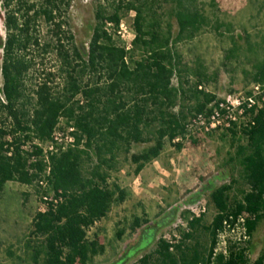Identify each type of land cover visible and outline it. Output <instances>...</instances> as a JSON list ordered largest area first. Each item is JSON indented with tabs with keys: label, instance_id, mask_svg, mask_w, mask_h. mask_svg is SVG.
Returning a JSON list of instances; mask_svg holds the SVG:
<instances>
[{
	"label": "trees",
	"instance_id": "1",
	"mask_svg": "<svg viewBox=\"0 0 264 264\" xmlns=\"http://www.w3.org/2000/svg\"><path fill=\"white\" fill-rule=\"evenodd\" d=\"M164 1L170 4L168 17L176 22V34L169 22L162 27L156 12L147 11V1L119 0L111 12L97 5L87 48H78L65 30L68 1L0 0L5 28L0 42V197L7 183L30 186L44 181L41 198L56 201L32 218L23 244L32 264H91L103 254L97 235L88 233L113 205L127 198L126 191L109 182L117 156L127 154L132 144L153 143L129 158L138 175L159 158L165 141L180 151L182 144L175 140L184 138L188 121L208 112L215 101L213 94L198 90L205 79L204 68L198 65L192 72L198 78L190 91L193 106L187 116L173 112L188 92L180 84L172 85L179 60L175 46L193 40L208 25V18L197 0ZM129 12L134 13V40L126 49L116 32ZM40 23L50 29L46 41ZM222 29L232 32L230 24H215L216 34L223 35ZM229 39L224 60L244 52L254 54V48L260 47L248 36L245 47L233 36ZM36 53L55 55L60 91L52 86L55 74L43 70L37 82L28 84V77L36 72ZM86 75L90 80L83 83ZM250 76L252 83L264 84V59L254 60ZM61 123L73 129V146L44 154L43 146L54 141ZM222 131V139L229 137L235 150L228 161L238 166L245 189L231 197L234 181L225 184L220 174L181 205L153 219L134 216L129 229L135 238L110 264H264V240L251 259L255 233L264 221V108L251 115L245 127ZM90 156L95 164L85 173L84 159L91 160ZM204 192L209 193L208 208L214 210L209 223L204 213L193 217L187 210ZM178 221L182 225L177 226ZM174 226L169 239L160 236ZM240 228L243 236L237 235ZM123 233L118 230L116 239ZM220 237L223 249L218 248Z\"/></svg>",
	"mask_w": 264,
	"mask_h": 264
},
{
	"label": "rangeland",
	"instance_id": "2",
	"mask_svg": "<svg viewBox=\"0 0 264 264\" xmlns=\"http://www.w3.org/2000/svg\"><path fill=\"white\" fill-rule=\"evenodd\" d=\"M70 7L65 15L67 26L78 48H87L95 25L94 13L98 4L111 12L119 0H66ZM133 2L147 1V11L156 12L162 27L169 22L172 33L176 34L177 26L174 19L168 17L170 4L164 0H125ZM150 2V3H149ZM153 2V3H152ZM198 7L208 18V25L191 41L180 42L175 46L179 54L176 63L177 72L172 79V85L180 84L187 94L182 98L173 112L182 111L186 116L189 108L193 106L190 91L194 88L198 78L193 75V70L201 65L205 79L202 80L198 90L213 94L216 98L225 94H237L247 92L251 82V64L254 60L264 59V0H197ZM133 12L123 15L120 24L124 30L118 28L116 36L119 42L126 48H131L134 40L132 27ZM230 24L232 32L227 33L223 29V35L214 31L215 24ZM41 37L44 41L49 39L50 29L44 24H39ZM230 36H233L238 44L245 47L244 38L254 44L260 45L254 48V54L244 52L237 58L224 60L226 51L231 47ZM5 39V28L0 19V42ZM2 53L0 51V63ZM36 72L28 77V84L37 82L38 77L45 72L55 74L52 86L55 92L60 91L62 79L58 74L59 63L53 53L43 57L36 53ZM202 70V69H201ZM36 76V81H35ZM90 80L86 75L83 83ZM92 80H95L94 78ZM188 82V83H187ZM1 88V79H0ZM232 92V93H230ZM61 130L57 131L63 137L70 129L61 123ZM73 132V131H72ZM223 131H216L208 135L183 138L182 149L177 151L165 141L163 151L159 158L138 174H134V165L130 162V156L140 153L151 146L148 144H132L127 154L117 156L114 169L109 171V182L116 183L127 192L126 200L113 205L108 216L95 224L88 236L97 235L98 245L103 246V254L96 256L91 264H110L121 253L125 245L131 242L135 235L130 232L129 226L134 216L153 219L164 210L181 205L186 199L195 194L200 187L222 174L225 177L223 183L234 181L231 197L239 196L240 190L245 189L239 180V168L234 162H229V157L234 155V148L230 145L229 137L222 139ZM91 155V154H90ZM91 160L84 159L83 168L89 172L93 164ZM221 176V175H220ZM219 182L218 185L223 184ZM44 188L39 184L30 186L15 182L7 183L0 197V264H32L30 253L24 248V241L31 229V221L36 212L43 209L39 191ZM49 197V196H48ZM209 193L204 192L200 201L205 202V222L209 223L214 215L213 208H208ZM182 225L177 222V226ZM118 230H124L120 240L115 234ZM176 226L161 232L160 236L169 239ZM237 235L239 230L236 231ZM255 249L251 255L254 260L262 247L264 240V221L259 225L255 236ZM223 237H220L218 248L223 247Z\"/></svg>",
	"mask_w": 264,
	"mask_h": 264
},
{
	"label": "built area",
	"instance_id": "3",
	"mask_svg": "<svg viewBox=\"0 0 264 264\" xmlns=\"http://www.w3.org/2000/svg\"><path fill=\"white\" fill-rule=\"evenodd\" d=\"M121 30H124L123 24L119 25ZM128 49V48H126ZM264 108V84L253 83L249 90L244 93L225 94L215 99L209 105V111L206 113L196 114L191 118L185 126L186 134L185 139L194 138L202 135H208L216 131L230 129L232 127H245L250 121V116L255 115L259 110ZM71 133L73 129L69 130ZM52 143H46L43 146L44 154L52 150H65L72 147L74 144V137L67 134L63 137L62 134L56 132L53 136ZM182 138L178 137L175 142H181ZM47 162V157L44 158ZM49 169L46 170L48 175ZM40 186L45 188L44 181L39 183ZM44 211L45 205L53 201L48 196L41 198ZM56 203V201H53ZM187 210L193 217H199L205 212V202L198 201L192 206L187 207ZM240 235H244L243 228L238 229ZM176 235H174L175 237ZM167 239V238H166ZM223 247H224V242ZM223 247L221 249H223Z\"/></svg>",
	"mask_w": 264,
	"mask_h": 264
}]
</instances>
